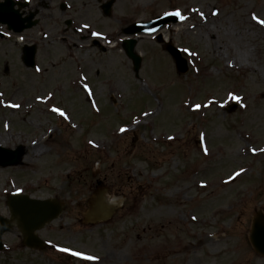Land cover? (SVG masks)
I'll return each mask as SVG.
<instances>
[{
	"label": "rangeland",
	"instance_id": "rangeland-1",
	"mask_svg": "<svg viewBox=\"0 0 264 264\" xmlns=\"http://www.w3.org/2000/svg\"><path fill=\"white\" fill-rule=\"evenodd\" d=\"M29 1L36 27L0 25V145L25 149L0 167V215L15 193L64 210L40 251L14 223L0 264H264L250 241L264 213V0H114L108 15L109 0ZM176 10L180 23L138 38L137 78L123 30ZM102 189L116 213L83 224Z\"/></svg>",
	"mask_w": 264,
	"mask_h": 264
},
{
	"label": "water",
	"instance_id": "water-1",
	"mask_svg": "<svg viewBox=\"0 0 264 264\" xmlns=\"http://www.w3.org/2000/svg\"><path fill=\"white\" fill-rule=\"evenodd\" d=\"M113 1L105 4V14L110 13ZM19 6V9L15 7ZM25 3H16L13 0H4L0 3V24L8 26L9 30L15 33H21L26 28H31L37 21L33 18L37 14L30 13L23 17L21 8L26 7ZM177 23L179 21L176 13L168 14L161 18L155 19L149 23H136L126 30L127 35L135 34H154L169 22ZM137 40H125L123 45L127 56L133 61L134 72L139 77L142 58L135 52ZM168 51L176 60V66L180 73L188 71L187 62L181 57L180 52L170 43L167 46ZM36 46H25L23 49V60L29 67L35 63ZM236 107H232L234 111ZM25 156V149L19 146L15 150H8L0 146V167H12L22 163ZM104 191L96 192L89 200V208L84 214L85 223H98L108 220L117 210L118 205L111 204L106 199ZM8 207L11 212V218L0 216V250L3 249V235L13 228V223L17 222L24 237V245L31 249H42L45 242L38 236L37 232L43 229L47 224L59 218L62 214L63 206L61 202L54 199L36 200L31 199L28 195H12L8 199ZM250 241L256 252L264 256V214L259 212L253 219Z\"/></svg>",
	"mask_w": 264,
	"mask_h": 264
},
{
	"label": "snow or ice",
	"instance_id": "snow-or-ice-1",
	"mask_svg": "<svg viewBox=\"0 0 264 264\" xmlns=\"http://www.w3.org/2000/svg\"><path fill=\"white\" fill-rule=\"evenodd\" d=\"M176 15H179V13H176ZM261 23H264V21H261ZM238 99V98H237ZM15 106V105H14ZM197 108L199 107V105L196 106ZM52 111L54 112H59L61 116H64L65 114L60 111L59 109L57 108H53ZM66 118V117H65ZM61 251H69L68 249H61ZM71 255L73 256H78V257H81L82 259H85V260H93V259H96V257H93V256H87V255H84L83 253L81 252H71Z\"/></svg>",
	"mask_w": 264,
	"mask_h": 264
},
{
	"label": "bare ground",
	"instance_id": "bare-ground-1",
	"mask_svg": "<svg viewBox=\"0 0 264 264\" xmlns=\"http://www.w3.org/2000/svg\"><path fill=\"white\" fill-rule=\"evenodd\" d=\"M218 16H219V15H218ZM218 16H217V17H218ZM211 17H215V16H214V13H212V14L209 13V14H208V17L204 18V19L202 20V22L204 23L206 20H210ZM253 22H254V24H255L257 27L259 26V27L263 28V26H262L263 24H261V23H257V22H255V21H253ZM235 59H236V58H235ZM106 199H107V198H106ZM200 241H201V240H200ZM203 241L206 242L207 240H206V239H203Z\"/></svg>",
	"mask_w": 264,
	"mask_h": 264
}]
</instances>
